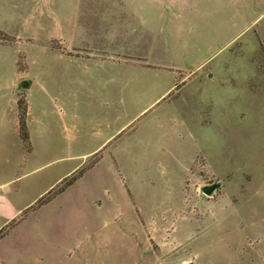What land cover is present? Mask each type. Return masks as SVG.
<instances>
[{
  "label": "rangeland",
  "instance_id": "374dc122",
  "mask_svg": "<svg viewBox=\"0 0 264 264\" xmlns=\"http://www.w3.org/2000/svg\"><path fill=\"white\" fill-rule=\"evenodd\" d=\"M4 3L29 12L8 24L20 39L3 42H19L18 69L27 55L70 57L33 59L29 73L58 74L52 92H67L81 134L37 145L21 169V146L1 139L0 182L17 172L23 204L81 165L83 175L0 245V264H264V0ZM60 12L74 23L65 51ZM140 20L149 58L178 80L167 101L138 114L117 94L130 82L72 58H131L126 32Z\"/></svg>",
  "mask_w": 264,
  "mask_h": 264
},
{
  "label": "crops",
  "instance_id": "0c3cea01",
  "mask_svg": "<svg viewBox=\"0 0 264 264\" xmlns=\"http://www.w3.org/2000/svg\"><path fill=\"white\" fill-rule=\"evenodd\" d=\"M4 2L5 0H0V31L16 38L17 35L14 34L12 28L8 24L13 22L15 18L18 20L21 19L24 14L29 12H5ZM79 13L80 12H78L76 32L81 33L83 27L79 24ZM60 14L61 18L55 21L60 27V34L56 33V38L60 40L62 51H65L70 46L68 33L70 27L74 28V23L69 19V12H60ZM112 21L115 23V18ZM143 25V20H140L134 28L131 27L132 29L126 32V45H131V58L125 59L126 61L118 62L110 55L106 58L90 57L87 52H83L76 58H72L101 66L104 73L109 74V76L111 75V79H117V82L119 81L123 84L130 82L129 84H132L133 87L126 88L127 86L119 85L117 94L120 96L125 95L133 100L138 114H141L147 108L155 104L167 101V97L176 87V82L178 80L174 71L160 67L165 63H155L149 58V31L148 28H144ZM137 45H142V50L136 49L135 46ZM17 46H19V42L18 45L16 43H0V142L2 141L1 139L8 136L11 137V139H15L18 145L21 146L23 157L17 166V168L21 169L35 158L34 155L37 145L62 144L66 139L77 141L79 140L81 132L79 124L77 123V118L69 119L70 112L67 110L69 97L67 92L65 95L62 94V90L59 93L52 92V83L59 80L58 74L53 75L45 73L32 75L29 73L30 63L33 59H35V64L39 63L45 65L46 60L48 59L49 61L51 60L50 58L58 62L63 61V59L67 60L70 57L63 52L45 54L46 56L42 54L34 56L27 55L25 59L27 68L21 71L18 69L20 50H18ZM165 76L169 77L168 84L166 87L159 86V78L161 77L162 79ZM64 77L67 79L68 74L64 75ZM62 80L63 75L60 76V81L62 82ZM148 80H151V86H149ZM23 81L28 82L27 88H22L21 84ZM137 81L138 84L135 85ZM20 94H23L26 102V126L30 144L29 152L25 151L19 136L18 97ZM63 111L65 112L63 113ZM109 138L110 136L106 139ZM81 166L63 175L44 192L34 197L32 201L23 204L19 203L15 198L17 192L21 188L20 181L18 180L20 175H18L17 172L13 177L8 179V182H0V230L6 227L9 228L8 226L13 221H16L13 227L10 228L9 231L7 230L8 233L0 239V245L7 240L33 212L50 203L55 198L54 197L50 202L36 209H32L31 207L34 206L41 197L54 189L63 179L73 174Z\"/></svg>",
  "mask_w": 264,
  "mask_h": 264
},
{
  "label": "trees",
  "instance_id": "16d2710c",
  "mask_svg": "<svg viewBox=\"0 0 264 264\" xmlns=\"http://www.w3.org/2000/svg\"><path fill=\"white\" fill-rule=\"evenodd\" d=\"M0 37L2 39L0 40V43L14 40L12 37H10L8 34L0 31ZM18 112H19V136L22 141V144L24 146V149L26 152L30 151V144H29V137L27 132V126H26V103L25 100H18ZM83 175V170H77L73 174H71L70 178H65L63 181L57 185L54 189L46 193L45 196L41 197L34 206H32V209L38 208L48 202H50L54 197L61 194L66 188L71 186L76 180H78ZM45 197V198H44ZM5 229L0 230V239L3 237V231Z\"/></svg>",
  "mask_w": 264,
  "mask_h": 264
},
{
  "label": "water",
  "instance_id": "95a60500",
  "mask_svg": "<svg viewBox=\"0 0 264 264\" xmlns=\"http://www.w3.org/2000/svg\"><path fill=\"white\" fill-rule=\"evenodd\" d=\"M21 86H22V88H27L28 82L27 81H23ZM212 191H213V187H204V188H202V192L207 194V195L211 194Z\"/></svg>",
  "mask_w": 264,
  "mask_h": 264
}]
</instances>
